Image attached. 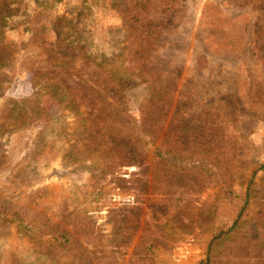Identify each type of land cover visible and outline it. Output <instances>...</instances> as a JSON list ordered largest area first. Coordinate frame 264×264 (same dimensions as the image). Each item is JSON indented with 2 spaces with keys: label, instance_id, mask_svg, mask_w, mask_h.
<instances>
[{
  "label": "rangeland",
  "instance_id": "obj_1",
  "mask_svg": "<svg viewBox=\"0 0 264 264\" xmlns=\"http://www.w3.org/2000/svg\"><path fill=\"white\" fill-rule=\"evenodd\" d=\"M39 4L0 33V264H264V0Z\"/></svg>",
  "mask_w": 264,
  "mask_h": 264
},
{
  "label": "trees",
  "instance_id": "obj_2",
  "mask_svg": "<svg viewBox=\"0 0 264 264\" xmlns=\"http://www.w3.org/2000/svg\"><path fill=\"white\" fill-rule=\"evenodd\" d=\"M6 3V6H4V9H2V13L0 14V33L1 30L7 25V23L11 20H19L22 16H21V10L23 9V12L26 11V4H31L33 6H35V8L39 7V0H3ZM52 2V6H55L59 0H51ZM74 10H78V9H74ZM83 10H87V12H91V9L89 8V6H82L81 10H79L80 12ZM73 14V15H72ZM89 15H86L83 22H81L82 24V29L74 31L72 29H74V24H75V20H80L81 19V14L76 12L74 13V11H72L69 16L65 17V16H61L57 19V22L55 24V31L59 34V37L63 38V40H66L69 36H73V40L71 42H74L75 40L78 41L80 39V37L83 35L84 30L86 28V21L88 19ZM83 19V18H82ZM74 27V28H73ZM68 36V37H67ZM85 39H88V37H86ZM0 41H1V34H0ZM81 49H83L84 55H86L88 58H92V56H94L93 61H98L100 65L102 64H106L108 63V59L106 56L103 55H96L95 53H93L90 50V46L85 44H83V46L80 47ZM36 107L39 108V105L36 104ZM25 115V114H24ZM18 117V116H17ZM18 122H16L15 125H20V128L23 127V125H25V122H21V119L18 120ZM16 129V128H14ZM243 210H240L236 220L233 222V225L230 227V229L236 224V222L238 221V218L241 215V212Z\"/></svg>",
  "mask_w": 264,
  "mask_h": 264
}]
</instances>
